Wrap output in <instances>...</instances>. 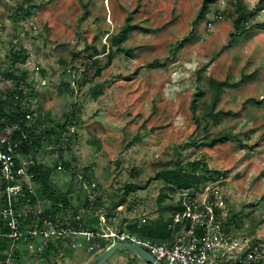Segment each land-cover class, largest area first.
Here are the masks:
<instances>
[{
    "label": "rangeland",
    "instance_id": "1",
    "mask_svg": "<svg viewBox=\"0 0 264 264\" xmlns=\"http://www.w3.org/2000/svg\"><path fill=\"white\" fill-rule=\"evenodd\" d=\"M202 1L0 0V98L16 89L3 75L26 74L21 110L30 113L29 132L38 130L43 141L35 158L86 229L97 231L101 216L115 231L156 219L164 188L157 174L198 168L206 182L183 199L214 216L220 235L211 237L213 259L230 264L258 245L264 264V6L242 0L256 14L238 34L229 16L232 0H217L199 20ZM127 17L133 29L120 44L126 52H118L110 39ZM14 53L24 60L13 65ZM242 76L246 83L221 96L217 110L226 116L217 125L209 120L211 134L231 138L202 146L190 111L194 94L204 91L196 107L201 117L210 102L207 81ZM135 137L139 141L131 143ZM128 184L133 192L114 208ZM178 198L168 196L163 205ZM106 243L101 240L95 253L72 255L91 260Z\"/></svg>",
    "mask_w": 264,
    "mask_h": 264
},
{
    "label": "built area",
    "instance_id": "2",
    "mask_svg": "<svg viewBox=\"0 0 264 264\" xmlns=\"http://www.w3.org/2000/svg\"><path fill=\"white\" fill-rule=\"evenodd\" d=\"M25 119L28 121L30 115L26 114ZM29 128V123L0 121V264H21L24 259L49 264L46 252L50 247L53 248L50 258L55 261L66 250L95 253L101 240L107 241L105 248L115 242L133 243L161 264H218L211 254L214 248L211 237L220 233H215L214 216L205 206V213L192 214L190 208L194 203H189L182 215H174L173 222L190 218L196 224L205 217L207 235L197 239L186 233L173 244L141 241L126 232L118 233L106 225L103 216L100 227L94 231L84 228L80 217H73L68 209L52 211L42 201L34 187L38 184L29 173L35 160L23 150L39 138V131L29 132ZM258 255L259 250L252 247L242 264H259Z\"/></svg>",
    "mask_w": 264,
    "mask_h": 264
},
{
    "label": "trees",
    "instance_id": "3",
    "mask_svg": "<svg viewBox=\"0 0 264 264\" xmlns=\"http://www.w3.org/2000/svg\"><path fill=\"white\" fill-rule=\"evenodd\" d=\"M217 0H203L198 12L197 18L199 20H204L205 17L209 14V7L211 4H214ZM233 11L230 12V17L233 18L234 30L238 34L244 33L248 30L246 25L250 18H252L256 11H249L248 8L243 4L242 0H232ZM258 4L260 6H264V0H259ZM84 15L83 17H85ZM130 17L126 18V21L121 29V31L113 36L110 41L112 47H116V51L118 52H126L125 49L120 47V44L126 40L127 32L129 29H133L130 26ZM97 54V51H94V55ZM114 55V52L109 49L107 52V56L111 59ZM22 57L19 53L13 54V65H16L20 62ZM155 64H148V68H154ZM97 73H100V68H98ZM4 78H8L9 80L15 82L16 89L13 95H10L8 99L1 100L0 98V121L7 123H28L25 119V115L29 114L28 111L21 110V103L25 98V95L22 90L19 89L20 84H24L26 80V74L22 73L20 77H14L12 74L3 75ZM1 79V76H0ZM248 77L242 76L239 81H231L230 78H227L223 81H218L216 79H209L207 81L208 85V93L210 95V102L206 104L204 107L203 115L201 117L197 116V103L199 99L204 95L203 90H198L193 97V100L190 105V111L192 113V117L196 128L200 130V141L199 144L202 146H206L212 148L218 144L226 143L229 138H231V133L223 132L218 134H211L209 132V120L212 124L217 125L221 121L223 116H226L222 111L217 110L218 104L221 100V96L227 89H238L244 83L248 81ZM101 93L100 89H97L93 97H97ZM13 96H17L15 99V106L13 109H9L8 102L10 100H14ZM259 104V103H258ZM203 122V123H201ZM65 126V125H64ZM63 127V126H62ZM49 133H46L48 136ZM139 141V137H135L132 139L131 143ZM43 141L40 137L32 142L30 146L24 147V153L32 155L35 160L34 166L29 169V173L33 176V181L38 184L40 188V197L44 203H48L49 208L54 212H60L63 209H68L72 214L73 211L71 209V205L65 195H61L59 191L55 188V186L50 181V173L49 170L38 162L35 158V153L41 150ZM197 142L195 141L194 144ZM157 179H159L164 184V188L161 190V193L158 195L157 204L158 208V217L153 220L144 221L142 223H134L133 225L128 226L126 229L120 228L118 233L126 232L129 236H133L141 241H149L157 244H173L180 236L185 235L186 233H191L197 239H203L207 235L205 217H201L199 222L196 224H192L190 218H183L180 223H174L173 217L176 213L182 215L189 203H194L192 200L183 199V194L190 192L191 190L198 188L202 184L206 182V174L199 173L198 168L193 169L191 172H187L182 170L179 167L166 169L157 174ZM124 195L122 199L115 205L116 207H121L125 204V196L128 193L133 192L131 185H126L123 189ZM179 195L177 201H172L167 204L163 203L168 198V196ZM193 199V197H191ZM163 206V207H162ZM196 206V208H194ZM191 206L190 211L192 214H196L199 212L205 213V207L202 205ZM164 213H169V218L166 219L164 217ZM217 214V213H216ZM111 213L107 214V217H110ZM217 217V216H216ZM215 217V218H216ZM217 220V219H216ZM235 221L234 218L231 219ZM82 222V221H81ZM216 222V221H215ZM123 223H127L126 220ZM75 226V225H74ZM82 226L87 228L82 222ZM225 233L228 234V230L223 225ZM254 246V245H252ZM252 246L247 247L242 254H240L232 263L230 264H242V261L245 257V254L252 249ZM258 245H255L257 247ZM259 248V247H258ZM53 248H49L46 252V258L49 262H52L50 258V254ZM259 264H263L260 263Z\"/></svg>",
    "mask_w": 264,
    "mask_h": 264
},
{
    "label": "water",
    "instance_id": "4",
    "mask_svg": "<svg viewBox=\"0 0 264 264\" xmlns=\"http://www.w3.org/2000/svg\"><path fill=\"white\" fill-rule=\"evenodd\" d=\"M126 250L134 254L137 258L147 264H161L156 261L148 252L144 249L129 242H115L114 244L106 247L97 255H95L89 262V264H104L106 263L117 251Z\"/></svg>",
    "mask_w": 264,
    "mask_h": 264
},
{
    "label": "crops",
    "instance_id": "5",
    "mask_svg": "<svg viewBox=\"0 0 264 264\" xmlns=\"http://www.w3.org/2000/svg\"><path fill=\"white\" fill-rule=\"evenodd\" d=\"M77 250H66L62 257L59 259H56L55 261L50 262L49 264H89L90 259H84V257L82 256V258H78L75 254L72 255L73 252L76 253ZM74 256V257H73ZM128 259H130V257H126L125 255H122L121 253H119L118 251L104 264H134L135 259L131 258L130 261H128ZM134 259V260H133ZM133 260V262L131 263V261ZM27 260L24 259V261L21 262V264H25ZM126 261H128L126 263ZM138 264V263H136Z\"/></svg>",
    "mask_w": 264,
    "mask_h": 264
}]
</instances>
